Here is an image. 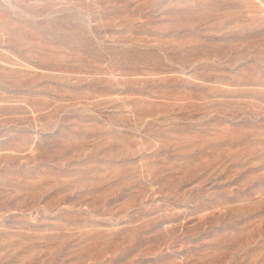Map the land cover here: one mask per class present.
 <instances>
[{
	"label": "rangeland",
	"instance_id": "obj_1",
	"mask_svg": "<svg viewBox=\"0 0 264 264\" xmlns=\"http://www.w3.org/2000/svg\"><path fill=\"white\" fill-rule=\"evenodd\" d=\"M0 264H264V0H0Z\"/></svg>",
	"mask_w": 264,
	"mask_h": 264
}]
</instances>
